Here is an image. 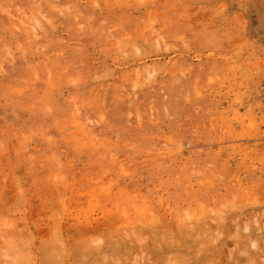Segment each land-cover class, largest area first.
Instances as JSON below:
<instances>
[{
	"label": "rangeland",
	"instance_id": "rangeland-1",
	"mask_svg": "<svg viewBox=\"0 0 264 264\" xmlns=\"http://www.w3.org/2000/svg\"><path fill=\"white\" fill-rule=\"evenodd\" d=\"M223 218L264 264V0H0V264H161Z\"/></svg>",
	"mask_w": 264,
	"mask_h": 264
},
{
	"label": "bare ground",
	"instance_id": "bare-ground-1",
	"mask_svg": "<svg viewBox=\"0 0 264 264\" xmlns=\"http://www.w3.org/2000/svg\"><path fill=\"white\" fill-rule=\"evenodd\" d=\"M30 26V25H29ZM27 30V29H26ZM33 30V29H32ZM35 35V34H34ZM122 41V40H121ZM124 41V40H123ZM126 42V41H125ZM124 44V43H123ZM128 44V43H127ZM132 44V43H131ZM115 45H117V44H115ZM122 49V48H121ZM207 215V214H206ZM255 215H256V213H255ZM200 217V216H199ZM214 217H216V216H214ZM231 217V216H230ZM193 219V218H192ZM222 219V218H221ZM191 220V219H190ZM220 219H218V221H219ZM225 219L223 218V220L222 221H219V222H216V224H217V228H216V224H215V231L216 230H218V231H214V233H216V234H212L211 232L213 231V228L212 227H210L209 226V228H207V230H205V227H204V225H203V227H202V225L201 226H199V227H202L201 229L199 228V227H195L194 225H193V223L192 222H190L189 221V223H191L190 224V226H192V228H194V229H198L199 228V232H201L202 231V234L204 233L203 232V230H205V234H203V235H205V238H208L209 240L207 241V239H204V241L202 240V234L199 236V232H198V230L197 231H194V229H192V228H190L189 229V227H188V225L189 224H186L185 223V228H182V227H184V226H179V227H177L176 229H177V232H176V236H175V238L176 237H179V238H176V240H174V238H172V236H171V238H170V240L172 239V240H174V241H168L167 242V239L165 240L166 242H163L164 240L160 237V239H162L161 241L163 242V243H159V244H157L156 245V249L154 250V249H152V250H150L151 251V253L153 252V250H154V253L152 254L153 256H156L155 258H157V257H159V261L160 260H163V258L165 259V260H163V261H165V262H161V264L163 263V264H166L167 262H169L168 260H167V256H169V255H171L169 258L172 260L173 258H175L173 261H171L170 260V262H169V264H173L174 262L176 263V264H217V263H219V264H230L231 262H232V264H238L237 263V261H238V258L236 257V260H235V258L233 257V256H231V259L232 258H234L233 260H231V262H230V258L228 259L229 260V262H228V260L226 261V262H224V260L222 259V255H224V254H222L224 251H223V249H224V245H226V243H227V241L226 240H224V236L227 234V233H225V231H227L226 230V222L224 221ZM233 220V219H232ZM179 221H180V219H179ZM178 221V222H179ZM153 222V221H152ZM224 222V223H223ZM231 222V221H230ZM122 223V222H121ZM184 224V223H183ZM195 224V223H194ZM205 225H207V224H205ZM228 225V224H227ZM152 226V225H151ZM167 226V225H166ZM108 226H106V228H107ZM115 227V226H114ZM188 227V228H187ZM208 227V226H207ZM220 227H221V229H220ZM250 227V226H249ZM87 228V227H86ZM95 228V227H94ZM134 228V227H133ZM204 228V229H203ZM210 228H212L211 229V231H210ZM222 228H224V229H222ZM239 228V227H238ZM118 229V228H117ZM166 228H164V229H161V231L163 230H165ZM208 229H209V231H210V233L211 234H208L206 231H208ZM228 229V228H227ZM91 230H92V228H91ZM97 230V229H96ZM111 230H113V228L111 229ZM201 230V231H200ZM255 230V229H254ZM253 230V231H254ZM261 230H263V229H261ZM97 231H99V230H97ZM103 231V230H102ZM108 231V230H107ZM106 231V232H107ZM193 231H194V233L196 234V232H197V234L195 235V236H193ZM222 231H224V234L222 233ZM250 231H252V230H250ZM250 231H248L249 233H251L250 235H249V237H251V235L253 234L252 232H250ZM82 232V231H81ZM92 232V231H91ZM110 232V231H109ZM139 232V231H138ZM166 232V231H165ZM164 232V233H165ZM172 232V231H171ZM85 233V232H84ZM102 234H104L103 232H101ZM130 233V232H129ZM168 233V232H167ZM174 233V232H173ZM187 233V234H186ZM242 233H243V231H242ZM96 234V233H95ZM117 234V233H116ZM85 235V234H84ZM91 235V234H90ZM89 235V236H90ZM98 234H96V236H97ZM110 235V234H109ZM112 235V234H111ZM118 235V234H117ZM123 235V234H122ZM159 235V234H158ZM167 235H169V234H167ZM170 235H172V234H170ZM198 235V236H197ZM233 235V234H232ZM256 236H257V234H255ZM254 235V237H251V239H253V243H252V240L246 235V232H245V234H242L241 236H246V238L245 239H247V237H248V239H249V241H250V243L251 244H254L255 243V241H254V239H258L257 237L259 236H255ZM87 236V235H86ZM92 238L93 237H95V236H93V232H92ZM100 236V235H99ZM121 236V235H120ZM136 236V235H135ZM139 236V235H138ZM137 236V237H138ZM162 236H163V234H162ZM173 236V237H174ZM186 236H188V237H186ZM239 236V238H240V240L242 241L241 243L240 242H238V240H237V242L239 243V244H242L241 246V248H243V245H244V238L242 237V239H241V237H240V235H238ZM261 236V235H260ZM260 236H259V238H260ZM84 237V236H83ZM123 237V236H122ZM126 237V236H125ZM128 237V236H127ZM126 237V238H127ZM134 237V236H133ZM165 237V236H164ZM227 236H225V238H226ZM236 237H237V235H236ZM262 237V236H261ZM71 238V237H70ZM112 238V237H111ZM111 238H109V239H111ZM115 238H116V236H115ZM118 238V237H117ZM120 238V237H119ZM142 238V237H141ZM140 238V239H141ZM144 238V237H143ZM156 237H154V240H156L155 239ZM166 238H168L167 236H166ZM186 238H188V239H186ZM233 238L235 239V235L233 236ZM238 238V237H237ZM96 239V238H95ZM103 239V238H102ZM112 239H114V238H112ZM124 239V238H123ZM133 239V238H132ZM146 239V238H145ZM214 239H216V241L214 240ZM84 240H88V239H83V241ZM116 240V239H115ZM118 240H120V239H118ZM205 240H206V242H205ZM214 240V241H213ZM228 240V239H227ZM236 240V239H235ZM239 240V241H240ZM88 241H90V240H88ZM87 241V242H88ZM103 241H104V239H103ZM102 241V242H103ZM124 241H125V239H124ZM130 241H132V240H130ZM141 241V240H140ZM153 241V240H152ZM152 241H150V242H152ZM201 241V243H203V248H201V247H198V248H200V249H198L197 247H196V243H199V242ZM203 241V242H202ZM225 241H226V243H225ZM246 241V240H245ZM248 241V242H249ZM113 242L114 241H112V245H113ZM126 242V241H125ZM125 242H123V244H121V245H125L124 243ZM143 242H145V241H143ZM159 242V241H158ZM209 244H208V243ZM213 242V244H211ZM216 244H215V243ZM82 243V242H81ZM127 243H129V242H127ZM126 243V244H127ZM136 243H137V241H136ZM135 243V244H136ZM147 243L149 244V241H147ZM153 243V242H152ZM152 243H150L151 245H152ZM237 243V244H238ZM250 243H248V244H250ZM79 244V243H78ZM77 244V245H78ZM85 244V243H84ZM103 244V243H102ZM107 244H109L108 242H107ZM118 244V243H117ZM133 244V243H132ZM139 244V243H138ZM141 244V243H140ZM148 244H144L145 245V247H147V246H150V245H148ZM154 244V243H153ZM239 244H238V246H239ZM255 244H257V243H255ZM254 244V245H255ZM100 245V244H99ZM120 244H118V246H121ZM144 245L143 244H141V245H139V248H141V251H143V248H144ZM155 245V244H154ZM253 245V246H254ZM81 247H82V245H80ZM91 246V245H90ZM101 246V245H100ZM104 246V245H103ZM127 246H129V245H127ZM247 246V245H246ZM250 246H252V245H250ZM85 247H87V246H85ZM89 247V246H88ZM108 247V246H107ZM110 247V246H109ZM116 247V246H115ZM138 247V246H137ZM155 247V246H154ZM240 247V246H239ZM248 247V246H247ZM254 247H256V246H254ZM96 248V247H95ZM129 248H130V246H129ZM148 248V247H147ZM146 248V249H147ZM228 248V247H227ZM240 248V249H241ZM127 249V248H126ZM145 249V248H144ZM244 250H245V248H243ZM239 250L240 252L241 251H244V250ZM256 249H257V247H256ZM74 250V249H73ZM121 250H123V248L122 249H120L119 250V253H120V251ZM131 257L133 256V255H136V261L138 262V263H136L135 261H133V262H135L136 264H155L154 262H158V259L156 260V259H153L152 258V256H151V258L153 259V263H151L152 261H151V259H150V257L148 258V256H146L145 255V253L147 252V250H146V252L143 254H141L140 255V251H137V252H135V254H132V252H133V250H135V248L134 249H132L131 248ZM70 251V250H69ZM68 250H67V252H69ZM96 251H97V249H96ZM98 251H99V249H98ZM128 251V250H127ZM125 249H124V253H126L127 252ZM89 252V251H88ZM90 252H94V250L92 249ZM100 252V251H99ZM102 252H103V250H102ZM129 252H130V249H129ZM129 252H127V253H129ZM133 252V253H134ZM149 252V251H148ZM232 252H234V251H232ZM247 252V251H246ZM83 253V252H82ZM85 253H87V251L85 252ZM137 253V254H136ZM138 253H139V259L141 260H139V259H137V256H138ZM150 253V254H151ZM170 253V254H169ZM231 253V252H230ZM254 253V252H253ZM76 254V253H75ZM93 254V253H92ZM112 254H114V253H112ZM112 254L110 255L109 253H108V255H110L111 257H112ZM116 255H117V251H116V253H115ZM121 254H122V252H121ZM121 254H119L120 255V257H121ZM250 254V253H249ZM68 255H69V253H68ZM67 255V256H68ZM90 254H88V256H89ZM104 256L106 255V253H104L103 254ZM102 255V258L104 259V256ZM119 255H117V256H119ZM124 255V254H123ZM128 254H126V258L128 257L127 256ZM228 255V254H227ZM226 255V256H227ZM243 255V254H242ZM84 256V255H83ZM95 256V255H94ZM94 256H92V258L94 257ZM98 256V255H97ZM107 256V255H106ZM105 256V257H106ZM113 256H115V255H113ZM128 257L129 259L131 258V257ZM225 256V255H224ZM245 256V255H244ZM86 257V256H85ZM90 257V256H89ZM124 257H125V255H124ZM135 257V256H134ZM134 257L132 258V260L134 259ZM172 257V258H171ZM228 257V256H227ZM240 257V256H239ZM242 257V256H241ZM258 257V256H257ZM87 258V257H86ZM98 258V257H97ZM99 258H101V255H100V257ZM108 258V260H109V257H106V259ZM115 258H116V256H115ZM122 258H123V256H122ZM127 258V259H128ZM161 258V259H160ZM182 259L180 262L178 261V259ZM247 257L245 256L244 257V259H246ZM60 259V258H59ZM79 259V258H78ZM105 259V260H106ZM114 260V258L112 257L111 258V260ZM127 259L126 260H124L125 262L127 261ZM247 259H250V258H247ZM246 259V260H247ZM112 260V261H113ZM116 260V259H115ZM114 260V261H115ZM120 260V259H119ZM118 259H117V263H115V262H112V261H110V263L112 262V263H115V264H118V263H120L121 261H119ZM131 260V259H130ZM156 260V261H155ZM176 260V261H175ZM257 260V259H256ZM84 261V260H83ZM91 261V260H90ZM123 261V260H122ZM124 261H123V263H124ZM143 261V262H142ZM107 262V261H106ZM156 262V263H157ZM171 262H173V263H171ZM239 262V264L241 263V261H238ZM83 263V262H82ZM111 263V264H112ZM126 263H129V260H128V262H126ZM125 263V264H126ZM131 264H132V261L130 262ZM129 263V264H130ZM135 263H133V264H135ZM159 263V262H158ZM84 264V263H83ZM160 264V263H159ZM242 264V263H241Z\"/></svg>",
	"mask_w": 264,
	"mask_h": 264
}]
</instances>
